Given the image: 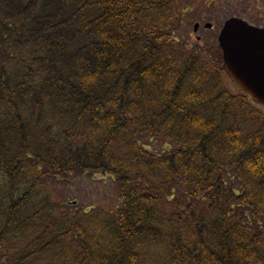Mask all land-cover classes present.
<instances>
[{
  "label": "trees",
  "instance_id": "16d2710c",
  "mask_svg": "<svg viewBox=\"0 0 264 264\" xmlns=\"http://www.w3.org/2000/svg\"><path fill=\"white\" fill-rule=\"evenodd\" d=\"M188 2L0 0V264H264V110ZM82 174L118 207L27 214Z\"/></svg>",
  "mask_w": 264,
  "mask_h": 264
},
{
  "label": "rangeland",
  "instance_id": "374dc122",
  "mask_svg": "<svg viewBox=\"0 0 264 264\" xmlns=\"http://www.w3.org/2000/svg\"><path fill=\"white\" fill-rule=\"evenodd\" d=\"M188 11L184 15L182 34L190 42L200 45L216 44L217 36L223 23L232 17L240 18L249 24L264 25V0H189ZM199 24L196 32L194 24ZM209 24L210 27L205 25ZM150 150L160 153L162 148L152 143ZM48 197L53 203L68 202L75 209L88 211L91 208L102 207L115 210L118 198L112 179L104 175H73L68 181L57 178L45 181L44 187H39L30 203L27 214L40 209L43 199Z\"/></svg>",
  "mask_w": 264,
  "mask_h": 264
},
{
  "label": "water",
  "instance_id": "95a60500",
  "mask_svg": "<svg viewBox=\"0 0 264 264\" xmlns=\"http://www.w3.org/2000/svg\"><path fill=\"white\" fill-rule=\"evenodd\" d=\"M198 24L194 25L196 32ZM225 74L251 101L264 109V28L230 18L218 37Z\"/></svg>",
  "mask_w": 264,
  "mask_h": 264
},
{
  "label": "flooded vegetation",
  "instance_id": "af4514ba",
  "mask_svg": "<svg viewBox=\"0 0 264 264\" xmlns=\"http://www.w3.org/2000/svg\"><path fill=\"white\" fill-rule=\"evenodd\" d=\"M249 24V23H248ZM250 25H252V26H254V27H257V28H264V25H253V24H250Z\"/></svg>",
  "mask_w": 264,
  "mask_h": 264
}]
</instances>
